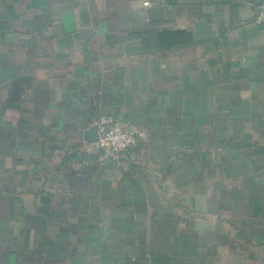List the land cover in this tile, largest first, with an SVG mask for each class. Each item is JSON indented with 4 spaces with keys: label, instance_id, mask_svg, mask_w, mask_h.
Returning a JSON list of instances; mask_svg holds the SVG:
<instances>
[{
    "label": "crops",
    "instance_id": "0c3cea01",
    "mask_svg": "<svg viewBox=\"0 0 264 264\" xmlns=\"http://www.w3.org/2000/svg\"><path fill=\"white\" fill-rule=\"evenodd\" d=\"M263 2L0 0V264H264Z\"/></svg>",
    "mask_w": 264,
    "mask_h": 264
},
{
    "label": "built area",
    "instance_id": "2783aa9c",
    "mask_svg": "<svg viewBox=\"0 0 264 264\" xmlns=\"http://www.w3.org/2000/svg\"><path fill=\"white\" fill-rule=\"evenodd\" d=\"M148 4V1L144 2ZM257 23H264V2L255 15ZM96 146L110 155H119L131 151L138 142L139 132L136 128L122 125L113 115L102 114L97 122Z\"/></svg>",
    "mask_w": 264,
    "mask_h": 264
},
{
    "label": "water",
    "instance_id": "95a60500",
    "mask_svg": "<svg viewBox=\"0 0 264 264\" xmlns=\"http://www.w3.org/2000/svg\"><path fill=\"white\" fill-rule=\"evenodd\" d=\"M264 0H260V2H263ZM94 140H97L98 136H97V129L96 126L94 127Z\"/></svg>",
    "mask_w": 264,
    "mask_h": 264
}]
</instances>
